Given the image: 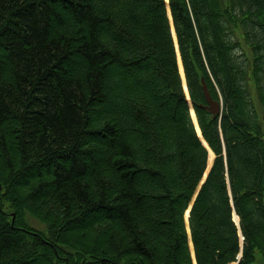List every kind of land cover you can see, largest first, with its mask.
Wrapping results in <instances>:
<instances>
[{
  "label": "trees",
  "instance_id": "1",
  "mask_svg": "<svg viewBox=\"0 0 264 264\" xmlns=\"http://www.w3.org/2000/svg\"><path fill=\"white\" fill-rule=\"evenodd\" d=\"M240 253L264 260V0H0V264Z\"/></svg>",
  "mask_w": 264,
  "mask_h": 264
},
{
  "label": "water",
  "instance_id": "2",
  "mask_svg": "<svg viewBox=\"0 0 264 264\" xmlns=\"http://www.w3.org/2000/svg\"><path fill=\"white\" fill-rule=\"evenodd\" d=\"M170 18L172 20L171 13H170ZM173 36L175 38L176 49H177V56H179L180 57V60H181L180 51H179L178 42H177V37H176V34H175V31L174 30H173ZM181 64H182V60H181ZM182 68H183V65H182ZM183 72H184V69H183ZM180 74H181V77H182V80H183V85L185 86V84H186L185 73H184V78H183V75H182L181 71H180ZM186 88H187V85H186ZM184 89H185V87H184ZM203 90H204V93H205V96H206V102H207V105H206L205 109L208 110L213 115L214 118L219 117L221 115V112H222V104H221V102L216 101V100L213 99V97L211 96V94H210V92H209V90H208V88H207V86L205 84L203 86ZM185 93L187 95V99L190 101V95H189L188 89H185ZM190 103H191V101H190ZM192 108H193V111L195 113V110H194V107L193 106H192ZM195 116H196V113H195ZM192 118H193V116H192ZM196 120H197V117H196ZM193 121H194V119H193ZM194 124H195V127H196L195 121H194ZM197 125H198L199 131L201 133V134H199L198 129L196 127L198 136L201 139V141L203 142V144L209 149L208 144L206 143V141L203 138L202 132H201L200 127H199V124H198V120H197ZM204 181H205V179L203 180L202 184L204 183ZM197 194H196V196H197ZM196 196L194 197V200H193V202L191 204L190 210L185 215L186 226H187V230H188L189 233H190L189 216H190V211H191V209L193 207L194 201L196 199ZM190 237H191V234H190Z\"/></svg>",
  "mask_w": 264,
  "mask_h": 264
},
{
  "label": "rangeland",
  "instance_id": "3",
  "mask_svg": "<svg viewBox=\"0 0 264 264\" xmlns=\"http://www.w3.org/2000/svg\"><path fill=\"white\" fill-rule=\"evenodd\" d=\"M252 94L254 95V97H256L254 90H252ZM256 104H257V107H259L258 101L256 102ZM259 112H260V114H262V109L261 110L259 109ZM235 220L238 221L239 219L237 217H235ZM26 221H27L28 225L30 227L34 228L35 230L43 232V233L48 232L47 224L45 222L39 220L38 218L34 217L33 215L29 214V213L26 214ZM254 264H264V260L259 256L257 258V261Z\"/></svg>",
  "mask_w": 264,
  "mask_h": 264
},
{
  "label": "bare ground",
  "instance_id": "4",
  "mask_svg": "<svg viewBox=\"0 0 264 264\" xmlns=\"http://www.w3.org/2000/svg\"><path fill=\"white\" fill-rule=\"evenodd\" d=\"M183 78H184V76H183ZM185 81V80H184ZM185 88H186V84H185ZM187 89V88H186ZM196 126H197V129H198V131H199V128H198V125H197V120H196ZM199 133H200V131H199ZM201 134V133H200ZM191 249H192V246H191ZM192 252H193V250H192Z\"/></svg>",
  "mask_w": 264,
  "mask_h": 264
}]
</instances>
